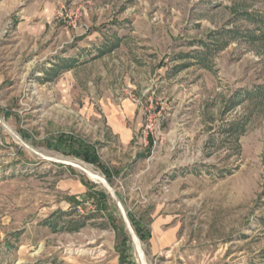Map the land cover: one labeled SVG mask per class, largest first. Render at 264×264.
Segmentation results:
<instances>
[{"label": "rangeland", "instance_id": "obj_1", "mask_svg": "<svg viewBox=\"0 0 264 264\" xmlns=\"http://www.w3.org/2000/svg\"><path fill=\"white\" fill-rule=\"evenodd\" d=\"M128 227L145 264H264V0H0V264H142Z\"/></svg>", "mask_w": 264, "mask_h": 264}, {"label": "trees", "instance_id": "obj_2", "mask_svg": "<svg viewBox=\"0 0 264 264\" xmlns=\"http://www.w3.org/2000/svg\"><path fill=\"white\" fill-rule=\"evenodd\" d=\"M196 57H197V58H195L196 61L198 58L201 59L200 58L201 56L200 57L196 56ZM67 67H71V66L69 65ZM67 67L63 66L62 68L64 69ZM62 143L67 145L66 150L68 151V153L70 155H73L77 158H80L84 162L89 163L91 165H94L97 168H100V170H102L105 178L108 181H110L114 177V174H116V173H112V171L108 167L104 166L101 163L100 158L96 152V149L92 145L82 144L80 141L75 140L73 138L68 139V140L63 139ZM118 174L119 173H117V175ZM83 183L85 186L88 187L87 183H85V182H83ZM130 222H131V225L133 226V229L135 230V233H136L137 237L139 238V240L146 242L150 236L149 230L147 229V227L143 223H141L138 220H135L131 217H130ZM70 225H72L73 230H78L80 227L84 226V221L74 222L73 224H70Z\"/></svg>", "mask_w": 264, "mask_h": 264}, {"label": "crops", "instance_id": "obj_3", "mask_svg": "<svg viewBox=\"0 0 264 264\" xmlns=\"http://www.w3.org/2000/svg\"><path fill=\"white\" fill-rule=\"evenodd\" d=\"M119 39H124L122 38V36H118ZM106 48L107 51H110L112 48L115 47H104ZM103 47H97V49L99 51H101V53H103ZM117 48V47H116ZM190 56H192V54H188ZM194 61V60H193ZM193 63H196L195 61ZM76 64L73 65V67ZM182 65H186L187 64H182ZM189 65H193V64H189ZM125 107V111L123 112L122 110H119V113H121V115L117 114V116H107V125L109 127L110 130V134H112L113 136L117 137L118 141H120V144L122 145V147H127L132 140L133 137V130L127 126L126 124V119H129L130 116H134L135 114V107L133 105H131L129 102H127L126 104H124Z\"/></svg>", "mask_w": 264, "mask_h": 264}, {"label": "bare ground", "instance_id": "obj_4", "mask_svg": "<svg viewBox=\"0 0 264 264\" xmlns=\"http://www.w3.org/2000/svg\"><path fill=\"white\" fill-rule=\"evenodd\" d=\"M10 131H11V130H10ZM15 138H16V137H15ZM81 169H82V168H81ZM82 170H83L85 173H87L88 176H89L90 178H92L94 181H96V182H98V183H100V184L106 186L105 182L103 181V179H102L101 177H99L98 175H96V174H94V173L88 171L86 168H85V169H82ZM132 238H133V240H134V246H135V250H136V252H137V255H138V257L140 258L141 263H142V264H145V261H144V258H143V254H142V252H141V250H140V247H139V243H138V241L136 240V238H135L134 235H132Z\"/></svg>", "mask_w": 264, "mask_h": 264}, {"label": "built area", "instance_id": "obj_5", "mask_svg": "<svg viewBox=\"0 0 264 264\" xmlns=\"http://www.w3.org/2000/svg\"><path fill=\"white\" fill-rule=\"evenodd\" d=\"M146 139L147 138H146V134H145V135H143V141H142L144 143V145H146Z\"/></svg>", "mask_w": 264, "mask_h": 264}, {"label": "water", "instance_id": "obj_6", "mask_svg": "<svg viewBox=\"0 0 264 264\" xmlns=\"http://www.w3.org/2000/svg\"><path fill=\"white\" fill-rule=\"evenodd\" d=\"M113 196L115 197V195H114V193H113ZM116 198V197H115ZM129 226V225H128ZM129 228V231L131 232V230H130V227H128ZM131 234H132V232H131ZM133 235V234H132ZM136 238V237H135ZM136 240H137V238H136Z\"/></svg>", "mask_w": 264, "mask_h": 264}]
</instances>
